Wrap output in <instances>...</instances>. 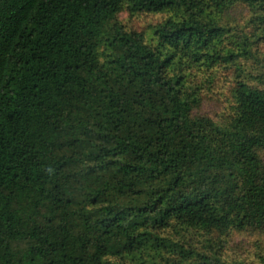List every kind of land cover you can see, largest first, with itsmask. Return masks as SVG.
Masks as SVG:
<instances>
[{"label": "trees", "instance_id": "1", "mask_svg": "<svg viewBox=\"0 0 264 264\" xmlns=\"http://www.w3.org/2000/svg\"><path fill=\"white\" fill-rule=\"evenodd\" d=\"M123 7L172 14L150 41ZM263 45L264 0H0V264H224L264 235ZM221 62L216 121L188 78Z\"/></svg>", "mask_w": 264, "mask_h": 264}, {"label": "rangeland", "instance_id": "2", "mask_svg": "<svg viewBox=\"0 0 264 264\" xmlns=\"http://www.w3.org/2000/svg\"><path fill=\"white\" fill-rule=\"evenodd\" d=\"M245 9L241 4L232 8L228 13L230 20L233 19V22L239 26L243 25L247 18ZM171 14V12L130 13L126 7H123L117 18L126 29L141 32L151 41L153 40V35L150 38L152 26ZM262 53V58H264V45ZM240 62L247 70L253 67L258 68V64L254 65L252 59H242ZM234 68L235 64L221 62L209 68L202 66L190 70L188 80L198 86V94L201 97V102L194 112L206 114L216 121H222L230 114L232 111L231 88L236 79ZM164 234L172 235L168 230L164 231ZM177 235L183 239L190 238L189 240L198 246L209 238L207 234L197 231ZM214 241H217V238L214 237ZM222 242L224 245L221 248V258L224 264H264V235L262 233L247 229L232 230L222 238ZM142 257L147 260L146 264H150L145 253H142ZM124 263L138 264L137 256H126Z\"/></svg>", "mask_w": 264, "mask_h": 264}]
</instances>
